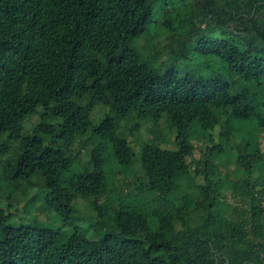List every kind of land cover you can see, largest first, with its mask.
Instances as JSON below:
<instances>
[{
  "label": "trees",
  "instance_id": "1",
  "mask_svg": "<svg viewBox=\"0 0 264 264\" xmlns=\"http://www.w3.org/2000/svg\"><path fill=\"white\" fill-rule=\"evenodd\" d=\"M262 138L264 0H0V264H264Z\"/></svg>",
  "mask_w": 264,
  "mask_h": 264
},
{
  "label": "rangeland",
  "instance_id": "2",
  "mask_svg": "<svg viewBox=\"0 0 264 264\" xmlns=\"http://www.w3.org/2000/svg\"><path fill=\"white\" fill-rule=\"evenodd\" d=\"M95 100L97 101V107L95 108V110L92 112V119L94 122H96L98 120V116L99 114H101L104 109L106 108L102 103V93L99 92L98 95L95 97ZM46 107V106H45ZM38 121V115H33L30 116L26 121H25V126L27 128L28 131H32V125L34 123H36ZM165 129H168V137L171 139L173 137V131L172 128L170 127V125H166ZM139 137L140 138H145V139H152L153 135L151 133H149L147 131V127L144 126L140 129L139 131ZM129 140L131 141V143L133 144L134 148H137L135 141V137L132 135H130ZM163 145V144H162ZM164 146H168V147H173V144L171 141H169L167 144H165ZM261 149L264 152V139H261ZM196 157L198 156V153L196 152L194 154ZM257 173V171H255ZM255 173V174H256ZM198 180H201L200 177H197ZM38 205V202L34 203L33 206L31 207V210L27 213H23L22 209H23V204L19 207V209H15L14 208L12 210L15 211V213H17V215H25L27 218V220L30 219H34L44 226H52V227H57L60 226L62 227L65 231H70L73 227V225H62V221L59 219V217L55 214V212L53 210H50L48 208H40L39 210L36 209V206ZM73 205L77 208L79 215H81L82 217H88L91 212L87 206V203L85 200L79 198L73 201ZM15 221H18L17 217L14 219ZM26 220V221H27ZM90 234V233H89Z\"/></svg>",
  "mask_w": 264,
  "mask_h": 264
}]
</instances>
